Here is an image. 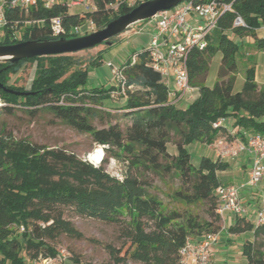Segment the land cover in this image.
I'll use <instances>...</instances> for the list:
<instances>
[{
    "label": "trees",
    "instance_id": "obj_1",
    "mask_svg": "<svg viewBox=\"0 0 264 264\" xmlns=\"http://www.w3.org/2000/svg\"><path fill=\"white\" fill-rule=\"evenodd\" d=\"M128 1L92 0L91 10L80 12H73L61 1L49 8L38 4L27 13L5 9L8 25L0 44L78 36L72 28L87 20L100 29L141 2L130 5ZM236 14L242 16L246 27L233 26ZM56 16L64 29L58 36L52 34L50 22ZM263 22L264 0L233 1V12L219 17L206 48H192L188 53L189 81L197 87L198 95L184 105L168 104L167 87L150 64L147 46L118 62L123 78L109 86L90 82L88 70L78 67L81 61L74 53L25 58L10 65L0 62V83L27 92L16 95L0 88L5 102L2 113L23 109L35 116L45 109L74 130L89 134L108 157L126 163L122 176H113L104 168L107 158L95 165L65 148L17 138L1 123L0 264H29L38 256H54L57 248L49 242L62 234L81 238V232L64 216L67 209L80 217L118 224L124 238L119 247L105 245L108 261L81 264H180V250L188 238L218 232L221 217L216 213L215 188L222 185L219 172L227 170L229 163L202 155L194 164L187 146L237 136L244 140L247 133L264 134V86H258L254 66H247L241 89L234 90L237 59L245 44L229 36L250 37L251 45L264 51V32L256 31ZM216 52L221 54L218 79L208 87L203 79ZM102 53L90 65L99 66ZM26 63L34 64V73L24 89L9 80ZM112 92L123 99L118 109L130 122L124 129L118 123L95 127L92 119L112 115L103 111ZM219 118L233 119L238 131L232 136L224 122L213 127ZM172 135L178 137L173 142L174 154L167 149ZM150 174L175 175L180 187L171 198L186 208H168L150 194ZM201 204L208 219L188 208ZM227 230L232 234L253 231V238L243 242L241 254L246 264H264V225L255 227L252 215L244 214ZM66 263L78 264L80 260L68 256L67 262H62Z\"/></svg>",
    "mask_w": 264,
    "mask_h": 264
},
{
    "label": "rangeland",
    "instance_id": "obj_2",
    "mask_svg": "<svg viewBox=\"0 0 264 264\" xmlns=\"http://www.w3.org/2000/svg\"><path fill=\"white\" fill-rule=\"evenodd\" d=\"M136 1L138 0H129L128 2L130 5H132ZM71 10L73 11L74 9ZM140 27H142V25L130 28L127 31H124L121 34L113 37L110 39V45L101 44L96 47L74 53V55L77 56L81 61L78 67L80 69L85 68L88 70L90 82L93 84L97 83L102 84L103 86H109L111 83L116 81L112 79V74L107 62L110 61L116 65L118 62L124 60L129 54H132L133 52L148 45L149 40L146 35L136 34L138 28ZM259 32L261 33L262 31L259 30ZM229 36L233 40L238 42L242 41L245 44L242 49L241 57L237 59V69L236 72H234V90L237 91L241 89L244 82L246 67L255 66V64L260 63L261 57L259 53H256L258 50H256L251 45L250 37L240 38L232 34H229ZM102 51L103 53L102 58L100 59V65H90L91 60H93L97 54ZM220 65L221 54L216 52L210 58L208 71L203 79L204 85L208 87H212L214 85L218 79L217 75ZM33 73L34 64L26 63L16 75L10 76L9 82L16 86L27 89ZM190 95L191 101L197 97L198 90L195 89ZM122 104L123 99L118 95L117 92H112V97L110 100L105 102L103 110L105 112H109L112 115L97 116L92 119V124L99 128L102 126H107L109 123H118L120 127L124 129L130 121L128 118L123 117L122 111L118 109ZM1 123L5 125L6 130L10 131L17 138H24L28 141L49 147H62L72 151L81 158H88V156L95 153L96 149H100V147L92 141V138L89 134L74 130L64 122L55 118L45 109L39 110L35 116L29 115L27 112L23 111V109H17L13 112V114H6L0 111V124ZM177 139L178 137L176 135H172L170 142L167 144V149L171 154L175 153L173 142ZM219 139L210 144L194 142L188 145L187 148L191 153L192 162L196 164L199 157L202 155L219 158L220 156L218 153L220 150H227L234 146V139H223L222 144L218 143ZM97 152L100 153V151ZM240 154L233 158L227 156L223 159L230 164V168L224 171V173L220 174V179L222 181L226 180L228 174H235V180L242 178L243 168L238 167L235 164ZM105 158H107V161L104 163L105 170L113 176H122L126 168V163L124 161L108 157L102 149L100 158L98 159L96 165L101 164ZM147 178H149L152 182V187L149 189V193L158 197L163 206L180 210L186 208L184 204L173 201L171 198L173 192L180 187V181L175 175L150 174L147 175ZM255 203H257V200H255ZM247 205H249V203H247ZM188 208L190 211L198 214V216L203 219L209 218L205 205H193ZM64 216L69 219L72 224L81 232L82 237L79 239L71 238L62 234L56 240L49 243L58 249H64L69 256L78 258L80 260V263L78 264H81L82 262L102 263L108 261L109 256L105 250V245L112 244L115 247H119L124 241V238L120 235V226L118 224L106 223L93 218L80 217L70 209H67L64 212ZM223 224V220L220 218L218 221V232L222 229ZM249 238L252 239V237ZM227 250L228 252L226 253L219 250L213 258L211 256V262L213 263L214 259V264H223L229 261H234L235 257H240V253L238 254L235 248L232 249V246L227 248ZM64 262H67V259ZM129 263L137 264L132 262Z\"/></svg>",
    "mask_w": 264,
    "mask_h": 264
},
{
    "label": "built area",
    "instance_id": "obj_3",
    "mask_svg": "<svg viewBox=\"0 0 264 264\" xmlns=\"http://www.w3.org/2000/svg\"><path fill=\"white\" fill-rule=\"evenodd\" d=\"M57 1L63 2L69 9L80 8L89 11L92 8V0H0V39L4 35L8 25L5 9H18L27 13L32 7L40 4L44 8H49ZM234 0H183L171 9L162 10L152 16L142 25L151 24V33L147 49L150 56L151 66L158 71L168 90V104L183 105L191 97V93L197 89L189 81L187 58L192 48L203 50L208 43V37L216 28L219 17L225 12H233ZM33 20H27L31 23ZM52 34L58 36L64 33V29L59 17L50 20ZM233 26L246 27V22L242 16L236 14L233 19ZM96 30L95 24L91 20L75 26L72 31L82 35ZM264 32V22L256 31ZM112 78L122 79V74L118 65L107 62ZM198 90V89H197ZM5 106L4 100L0 97V110ZM224 118H219L213 122V127H217L224 122ZM219 144L223 139H219ZM100 147V151L102 147ZM240 153H247L250 157V168L246 180L241 184L218 185L215 188L217 196L216 213L224 219L225 214L232 213L236 216L251 214L254 226L264 225V194L262 193L254 205V210H250L243 205L241 191L244 187L258 188L264 175V134L247 133L244 140H234V146L227 150H220L218 156L224 159L227 156L233 158ZM96 165L90 156L85 158ZM22 231L23 227L19 226ZM218 232L205 234L201 239L192 241L186 240L181 248L180 264H212L211 255L214 243L217 241ZM68 253L64 249H56L54 256H38L31 259L29 264H62Z\"/></svg>",
    "mask_w": 264,
    "mask_h": 264
},
{
    "label": "water",
    "instance_id": "obj_4",
    "mask_svg": "<svg viewBox=\"0 0 264 264\" xmlns=\"http://www.w3.org/2000/svg\"><path fill=\"white\" fill-rule=\"evenodd\" d=\"M183 0H143L128 12L121 14L104 27L70 38L25 40L13 44H0V62L15 64L21 59L75 53L101 44L110 45V39L135 26L142 25L156 13L171 9ZM5 92L25 95L26 91H14L0 83Z\"/></svg>",
    "mask_w": 264,
    "mask_h": 264
},
{
    "label": "crops",
    "instance_id": "obj_5",
    "mask_svg": "<svg viewBox=\"0 0 264 264\" xmlns=\"http://www.w3.org/2000/svg\"><path fill=\"white\" fill-rule=\"evenodd\" d=\"M81 9L74 8L73 12H80ZM153 31V27L151 24L147 25H142V27L138 28V31L136 32L137 35H146L149 40V36ZM149 42V41H148ZM256 53L260 54V63L255 64V80L258 84V86H264V51L258 50ZM97 84V83H95ZM196 98V97H195ZM191 97L189 100L185 101V104L191 102L190 101ZM224 125L230 132V134L233 136L237 131H238V126L233 125V119L227 118L224 120ZM240 137H235L234 140L239 139ZM245 138V137H244ZM249 162H250V157L247 153H241L239 158L237 159V162L235 163L238 167L243 168V175L242 178H238L235 180V174H228L226 177V180L222 181L220 179V174L224 173V171L219 172V179L221 180L222 184H241L243 183L248 175L249 171ZM230 168V164L228 169ZM226 171V170H225ZM245 172V174H244ZM263 180H264V175H263ZM262 180V183L259 185L258 188H249V187H244L241 191V200L243 205H245L250 211L252 212L254 209L255 205V200L259 199L260 195L263 193L264 194V182ZM249 203V205H247ZM237 216L232 214V213H227L224 216L223 220V226L222 229L218 232V237L217 241L214 243L213 248H212V258L216 253H218L219 250L224 251L225 253L228 252L227 248H230L232 246V249L235 248V250L240 253V257H235L234 261H229L227 263L223 264H246L245 258L241 254V247L242 244L245 240H251L249 237L253 238V231H247L239 234H232L230 233L227 228L234 223V220ZM225 225V226H224ZM226 227V229H225ZM202 238V237H201ZM201 238H193L191 237L192 241L201 239ZM214 264V259L213 263Z\"/></svg>",
    "mask_w": 264,
    "mask_h": 264
},
{
    "label": "bare ground",
    "instance_id": "obj_6",
    "mask_svg": "<svg viewBox=\"0 0 264 264\" xmlns=\"http://www.w3.org/2000/svg\"><path fill=\"white\" fill-rule=\"evenodd\" d=\"M98 149H99V148H98ZM98 149L95 150V153H93V154L90 155V158H92L93 161H96V162H97L98 159L100 158V154H101L100 149H99V150H98ZM97 151H100V153L97 152Z\"/></svg>",
    "mask_w": 264,
    "mask_h": 264
}]
</instances>
